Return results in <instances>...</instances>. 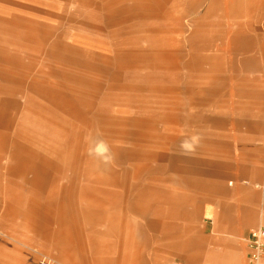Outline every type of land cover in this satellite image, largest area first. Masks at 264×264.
I'll list each match as a JSON object with an SVG mask.
<instances>
[{"label":"rangeland","instance_id":"rangeland-1","mask_svg":"<svg viewBox=\"0 0 264 264\" xmlns=\"http://www.w3.org/2000/svg\"><path fill=\"white\" fill-rule=\"evenodd\" d=\"M120 3L0 0V100L5 103H0V130L8 121L12 133L9 126L20 109L46 102L49 94L62 107L76 109L55 107L71 127H47L49 144L63 153H47L46 162L37 163L36 177L24 162L10 172L4 166L11 151L16 153L9 144L15 136L9 133L7 147L0 150V198L5 195L17 211L9 224L0 203L3 262L219 264L225 256L196 249L206 246L207 224L195 185L204 180L205 163L228 154L231 142L239 153L236 143L250 140L245 132L257 130L255 126L264 130V70L231 69V62L237 66L245 54L232 49L231 33L237 27L225 11L198 18L206 8L202 3L195 12L178 16L170 2L155 0L154 11L126 21ZM163 18L172 24L160 27L164 25L155 21ZM197 19L199 26L193 23ZM178 20L182 34L174 33ZM256 26L264 29L260 21L251 32ZM189 28L202 34L194 58L184 55ZM180 50L181 65L173 57ZM164 51L170 54L165 60L159 56ZM217 54L226 62L216 72L209 71L206 61L201 67L194 64L195 58ZM193 135L198 146L183 152L181 141ZM98 138L110 146L112 162L88 155ZM17 141L24 147L20 160L44 155L36 142L32 147ZM83 187L86 194H81ZM126 200L138 207L127 212ZM57 214L68 215L75 227H62ZM154 222L158 227H151ZM59 230L74 237L64 247H51L44 234ZM176 234L180 251L173 252ZM244 255L242 248L227 255L226 262L244 264Z\"/></svg>","mask_w":264,"mask_h":264},{"label":"crops","instance_id":"crops-1","mask_svg":"<svg viewBox=\"0 0 264 264\" xmlns=\"http://www.w3.org/2000/svg\"><path fill=\"white\" fill-rule=\"evenodd\" d=\"M119 1H121L120 10H122V13H127L125 17L126 21L131 18L138 19L143 12L154 11L155 0ZM161 1L162 0H160V2ZM163 2H170V8L179 11L178 16H180V14L195 12L197 7L202 3L205 4L206 8L198 18H203L204 20L208 19V17L212 14L214 15L218 10L227 12V16L229 19H233L232 22L235 23L237 27V30L231 33V37L235 39L232 49L238 52L243 51L245 54V57L240 59L237 66L231 62L232 58H229L228 62H231V69L245 68L264 70V29H260L256 26L251 32L250 28L253 23L261 21L264 24V20H262L263 14L261 13L264 11V0H163ZM155 22L164 25L160 27L165 28L172 24V21L168 22L166 18ZM193 23L195 26L200 25L198 19L195 21L193 20ZM173 26L177 28L174 33L182 34L183 29L180 20ZM189 30L191 32L186 38L187 50L184 51V55L194 58L196 57L197 41L202 34L200 35V32L195 28H189ZM228 33L230 34V31H228ZM169 55L170 54L165 51L159 54L161 59L164 60L168 58ZM220 55L221 54L205 56L206 58L202 56L200 58H195L194 64L198 67L202 61H206L209 64V71L216 72L222 67H225L226 61L223 55ZM173 57H175V61L178 64H182L181 57H183V53L181 50L180 52L174 53ZM212 88L213 86L208 89V93ZM41 97H46V102L43 101V103H40L37 101L36 104H33V107L28 103L20 109L19 118L9 126V129L12 127V133L8 132L6 129L8 121L3 123L2 129L0 130V150H5L7 147L10 134H12V138L15 136L16 139H11L9 143L10 145H14L16 153L11 151L9 160L4 162V166L7 165L8 172L13 170L19 162H24L23 164L27 169L35 171L34 175L36 177L38 164L40 162H46L47 153L54 157H60L63 153V151H59L55 147L54 142H50L49 144L48 139H50V137H48L49 131L47 127L51 129L55 126V128H57L61 123H64L67 127L69 125L70 128V123L54 110L55 107H59L62 110L65 108V112H75L76 109L69 107V105L62 107L59 105L62 103L56 101V98L52 99L50 94L48 99L47 95L44 97L42 94ZM47 101H49L50 104H48ZM0 103L5 107L3 101L0 100ZM15 103V100H13L10 104L14 105ZM248 113L253 116L256 115V113H251V111H248ZM88 124L94 125L92 121H89ZM33 125H38L39 127L33 130ZM63 128L68 130L65 126ZM255 128L258 130L260 127L257 128L255 126ZM257 130L245 132L251 135L247 137L250 139L249 141L236 143L239 153L233 152L235 143L231 142L229 144L228 154L223 153L221 159H213L211 163L209 161L206 162L205 174L203 175L204 180L196 182L198 184L195 185V189L198 192L197 195H199V197L200 195L202 196V199L199 200L202 208L200 211L203 215L205 224H207L204 234L206 246H197L196 249L199 252L204 249L207 254H224L225 256L219 259V264H228L226 262V256L236 252L238 253L242 248L245 249L244 257L246 258L247 246L245 238L248 236L250 229L264 226V130ZM98 133L99 132L96 131V134ZM98 136L101 137L102 135L98 134ZM18 138L25 141L28 145L31 144L32 147L36 142L40 150L44 152V155L35 154L33 155V159L30 157L29 159L26 158L24 161L20 160L19 153L24 150V147L21 141H17L19 140ZM63 140L66 141V139ZM14 156L17 157L18 161L15 160V163H12V159H15ZM35 158L38 161L35 160ZM85 177L89 178V174L85 175ZM98 178L102 182L108 180L103 176H98ZM68 179L71 180V176L68 177ZM84 188L85 187H83L81 194H86ZM3 196L4 198H0L3 216L5 219L9 217L11 221L9 224H13L16 219L15 214H17V211L12 202L5 199V195ZM137 207L138 206L130 200H126L123 203V208L127 212H131ZM83 210L84 209H80V212L83 213ZM65 215L66 214H57L56 219L59 224L64 228L70 227V225L75 227L76 224L72 218ZM51 216L54 218V215ZM122 226H124L122 237L125 238L127 222H124ZM142 227L144 228V224L138 227L139 230H143ZM151 227H158V222L152 223ZM202 233L203 232H201V234ZM44 235L45 242L51 247L57 248V245L63 246L67 242H71L74 237L73 233L60 230L57 233L51 232L50 234L45 233ZM177 237L178 235L176 234L171 238V249L173 252L180 251L178 246L179 242L176 241ZM159 239H161L160 236ZM62 250L65 251L64 248H62ZM0 264L8 263L3 262L0 258ZM262 264H264V261Z\"/></svg>","mask_w":264,"mask_h":264},{"label":"clouds","instance_id":"clouds-1","mask_svg":"<svg viewBox=\"0 0 264 264\" xmlns=\"http://www.w3.org/2000/svg\"><path fill=\"white\" fill-rule=\"evenodd\" d=\"M197 146L198 137L195 135L183 139L180 143V149L185 153L195 151ZM88 155L90 157L100 158L104 163H110L114 159L110 146L103 139H97L94 144L89 146Z\"/></svg>","mask_w":264,"mask_h":264},{"label":"built area","instance_id":"built-area-1","mask_svg":"<svg viewBox=\"0 0 264 264\" xmlns=\"http://www.w3.org/2000/svg\"><path fill=\"white\" fill-rule=\"evenodd\" d=\"M245 241L247 253L244 264H261L264 261V226L250 229Z\"/></svg>","mask_w":264,"mask_h":264}]
</instances>
